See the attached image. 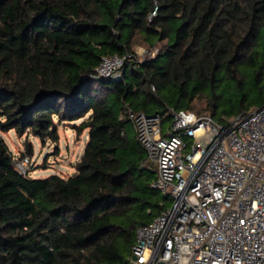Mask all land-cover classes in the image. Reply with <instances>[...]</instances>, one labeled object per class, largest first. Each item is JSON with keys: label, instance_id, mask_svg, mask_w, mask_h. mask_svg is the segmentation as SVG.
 <instances>
[{"label": "trees", "instance_id": "1", "mask_svg": "<svg viewBox=\"0 0 264 264\" xmlns=\"http://www.w3.org/2000/svg\"><path fill=\"white\" fill-rule=\"evenodd\" d=\"M136 44L157 53L140 59ZM128 53L123 79L97 75ZM247 88L264 91V0H0V131L88 130L74 172L48 177L21 174L27 153L0 133V264H132L138 227L168 203L129 110L205 100L214 117L222 101L224 122L251 109Z\"/></svg>", "mask_w": 264, "mask_h": 264}, {"label": "built area", "instance_id": "2", "mask_svg": "<svg viewBox=\"0 0 264 264\" xmlns=\"http://www.w3.org/2000/svg\"><path fill=\"white\" fill-rule=\"evenodd\" d=\"M131 58L104 56L97 75L121 80ZM129 115L170 201L138 227L131 263L264 264V106L224 122L188 109ZM31 161L19 156L18 171Z\"/></svg>", "mask_w": 264, "mask_h": 264}, {"label": "rangeland", "instance_id": "3", "mask_svg": "<svg viewBox=\"0 0 264 264\" xmlns=\"http://www.w3.org/2000/svg\"><path fill=\"white\" fill-rule=\"evenodd\" d=\"M133 52L138 58L143 59L145 56H154L157 53V49H149L144 44H136L133 48ZM120 72L117 73L119 75ZM247 104L249 108H253L264 103V91L258 92L247 88ZM226 103L220 102L216 107V113L214 118L219 121L220 116L223 114ZM227 109L229 107H226ZM192 110L198 114H210V109L207 108L205 100H195ZM228 119L235 117L231 113L226 115ZM81 120L77 121H65L59 122L58 132L59 141L54 142L51 139L43 141L41 138L25 134L20 136L15 130L0 133L5 137L7 144L11 151L16 154L27 153L32 156L29 175L32 177H48L53 174H59L68 176L75 170V164L85 149V145L88 140V130H84L78 134L75 124H78ZM166 123H170L166 121ZM135 134L134 128L131 129V134ZM31 143L33 153L27 151V144ZM155 167V174L157 172V164L152 162ZM154 194L157 198L164 199L165 202L170 204V201L164 198V193L161 190H155Z\"/></svg>", "mask_w": 264, "mask_h": 264}, {"label": "water", "instance_id": "4", "mask_svg": "<svg viewBox=\"0 0 264 264\" xmlns=\"http://www.w3.org/2000/svg\"><path fill=\"white\" fill-rule=\"evenodd\" d=\"M146 224V222L142 223V225ZM162 264V263H161Z\"/></svg>", "mask_w": 264, "mask_h": 264}]
</instances>
